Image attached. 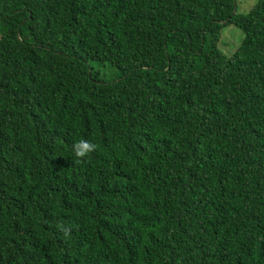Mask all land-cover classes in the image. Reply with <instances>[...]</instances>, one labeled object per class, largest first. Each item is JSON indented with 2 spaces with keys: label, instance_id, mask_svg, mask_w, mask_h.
Listing matches in <instances>:
<instances>
[{
  "label": "trees",
  "instance_id": "trees-1",
  "mask_svg": "<svg viewBox=\"0 0 264 264\" xmlns=\"http://www.w3.org/2000/svg\"><path fill=\"white\" fill-rule=\"evenodd\" d=\"M0 264H264V0H0Z\"/></svg>",
  "mask_w": 264,
  "mask_h": 264
},
{
  "label": "rangeland",
  "instance_id": "rangeland-1",
  "mask_svg": "<svg viewBox=\"0 0 264 264\" xmlns=\"http://www.w3.org/2000/svg\"><path fill=\"white\" fill-rule=\"evenodd\" d=\"M255 1L256 0H234L236 12L245 13ZM241 35L240 30L233 25L224 26L220 30L218 47L224 54L230 55L238 45ZM90 66L94 70L99 71L104 80H113L118 76V72L112 69L106 62H90Z\"/></svg>",
  "mask_w": 264,
  "mask_h": 264
},
{
  "label": "clouds",
  "instance_id": "clouds-1",
  "mask_svg": "<svg viewBox=\"0 0 264 264\" xmlns=\"http://www.w3.org/2000/svg\"><path fill=\"white\" fill-rule=\"evenodd\" d=\"M97 150V145L94 143H91L88 140L81 139L77 142H75L72 145V151L75 157L79 159H83L84 157L88 156L90 153H93ZM60 227V230L65 234V236L70 234V230L67 228H64L63 226Z\"/></svg>",
  "mask_w": 264,
  "mask_h": 264
}]
</instances>
